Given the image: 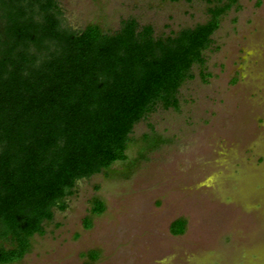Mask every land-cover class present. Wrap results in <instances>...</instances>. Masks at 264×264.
<instances>
[{
  "label": "rangeland",
  "instance_id": "1",
  "mask_svg": "<svg viewBox=\"0 0 264 264\" xmlns=\"http://www.w3.org/2000/svg\"><path fill=\"white\" fill-rule=\"evenodd\" d=\"M56 1L72 30L96 23L115 31L135 18L157 36L206 22L219 4ZM212 37L210 76L195 64L179 109L160 104L137 123L128 159L78 180L67 207H56L31 250L10 264H264V0H238ZM95 198L105 203L101 214L92 213ZM182 217L185 232L173 234Z\"/></svg>",
  "mask_w": 264,
  "mask_h": 264
},
{
  "label": "trees",
  "instance_id": "2",
  "mask_svg": "<svg viewBox=\"0 0 264 264\" xmlns=\"http://www.w3.org/2000/svg\"><path fill=\"white\" fill-rule=\"evenodd\" d=\"M217 1L206 22L157 36L135 18L72 30L56 0H0V264L25 257L78 180L128 159L137 123L160 104L179 109L195 64L210 76L204 51L238 2ZM104 211L95 198L92 213Z\"/></svg>",
  "mask_w": 264,
  "mask_h": 264
}]
</instances>
